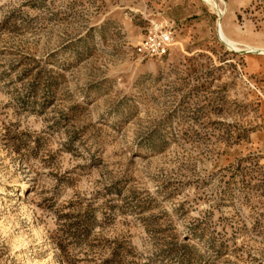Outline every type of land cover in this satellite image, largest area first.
Wrapping results in <instances>:
<instances>
[{
    "label": "rangeland",
    "instance_id": "1",
    "mask_svg": "<svg viewBox=\"0 0 264 264\" xmlns=\"http://www.w3.org/2000/svg\"><path fill=\"white\" fill-rule=\"evenodd\" d=\"M0 264H264V0H0Z\"/></svg>",
    "mask_w": 264,
    "mask_h": 264
},
{
    "label": "built area",
    "instance_id": "2",
    "mask_svg": "<svg viewBox=\"0 0 264 264\" xmlns=\"http://www.w3.org/2000/svg\"><path fill=\"white\" fill-rule=\"evenodd\" d=\"M173 34L172 32H166L161 34V36L157 38H155V40H153L154 42H150L151 45H146L145 47H140L139 50L141 52H151L154 54H164L167 51V47L169 46V44L173 41ZM154 47V48H153Z\"/></svg>",
    "mask_w": 264,
    "mask_h": 264
},
{
    "label": "bare ground",
    "instance_id": "3",
    "mask_svg": "<svg viewBox=\"0 0 264 264\" xmlns=\"http://www.w3.org/2000/svg\"><path fill=\"white\" fill-rule=\"evenodd\" d=\"M221 36H222V38H223V40H224L225 42H227V43H231V42L227 39V37L224 35V33H223L222 30H221ZM235 47H236V46H235ZM248 49H249V48H248ZM248 49L237 48L236 51H237V52H248V51H249Z\"/></svg>",
    "mask_w": 264,
    "mask_h": 264
},
{
    "label": "water",
    "instance_id": "4",
    "mask_svg": "<svg viewBox=\"0 0 264 264\" xmlns=\"http://www.w3.org/2000/svg\"><path fill=\"white\" fill-rule=\"evenodd\" d=\"M255 53H257V54H258V52H255Z\"/></svg>",
    "mask_w": 264,
    "mask_h": 264
}]
</instances>
